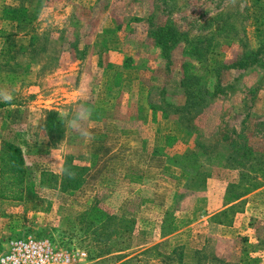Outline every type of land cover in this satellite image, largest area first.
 Wrapping results in <instances>:
<instances>
[{"label": "rangeland", "instance_id": "obj_1", "mask_svg": "<svg viewBox=\"0 0 264 264\" xmlns=\"http://www.w3.org/2000/svg\"><path fill=\"white\" fill-rule=\"evenodd\" d=\"M17 4L0 0V67L22 71L0 72L13 105L0 138L21 146L32 178L23 201L0 200V253L31 236L91 264H264V50L219 81L200 63L258 50L264 0H43L23 30L3 17ZM167 23L183 38L169 64L154 38ZM185 75L206 79L202 103L186 102ZM82 106L86 138L66 125ZM65 163L80 183L62 192ZM244 192L231 226L205 219Z\"/></svg>", "mask_w": 264, "mask_h": 264}, {"label": "trees", "instance_id": "obj_2", "mask_svg": "<svg viewBox=\"0 0 264 264\" xmlns=\"http://www.w3.org/2000/svg\"><path fill=\"white\" fill-rule=\"evenodd\" d=\"M18 4L11 7L6 6L3 10V17L6 20H11L16 23V27L18 30L25 29L24 24L30 22L29 18H27V14L32 12L33 8L41 7V2L43 0H37V3H34V0H16ZM32 9V10H31ZM27 33V32H26ZM12 36L8 35L6 40L11 39ZM154 38L156 40V45L162 50V55L167 64L171 63V55L170 52L172 49L180 43L182 38V33L178 31L176 26L173 24H165L164 26L158 28L154 32ZM8 45L11 44V41L5 42ZM6 45V44H5ZM35 45V38L33 36L30 38L28 47L33 48ZM264 50V43L260 45L258 50L253 51L250 55H245L242 58H238L231 62L226 61H217L213 66H211L205 59H201L200 63H202L205 68V76H214L217 81L220 80V75L223 71L227 69H246L250 66H253L258 61V55ZM7 54L8 51H7ZM183 67L187 66L188 62H183ZM181 87L184 88L185 100L190 104H198L204 101V97L207 92V82L204 77L197 75H185L181 82ZM217 91V90H216ZM219 91V90H218ZM217 93V92H216ZM7 105V103H0V108ZM48 115L50 116L51 123L46 120V124H44V128L46 130L47 135L52 139V141H59L58 137L61 134L60 126L61 122H59L58 117L55 112L48 111ZM57 132V135H55ZM264 158V155L262 156ZM67 163H65L61 177H60V191L73 190L78 188L79 179H74L73 167L71 169H67ZM261 169L264 168V161L256 163ZM253 171V169H252ZM254 172V171H253ZM81 175V174H80ZM261 175V174H260ZM42 175V179L40 184L45 188H52L50 185L44 184V177ZM264 175H261V177ZM73 179H72V178ZM32 178V172L30 171L27 162L24 157V153L22 148L17 144L14 139L0 138V200L6 201H14L21 202L24 200L26 196V191L28 186L30 185V181ZM247 178V177H246ZM54 183H57L58 177L51 176ZM252 179V178H250ZM264 181V179H263ZM82 182V181H81ZM80 183V181H79ZM239 187V186H238ZM247 192L243 194L237 195L230 203L235 202L245 196ZM229 203V204H230ZM233 206L222 210L221 212L215 214L211 217V221H214L218 225L222 226H231V222L228 220V216L230 212L233 210ZM173 222L170 216L168 219H164V225L172 226Z\"/></svg>", "mask_w": 264, "mask_h": 264}, {"label": "built area", "instance_id": "obj_3", "mask_svg": "<svg viewBox=\"0 0 264 264\" xmlns=\"http://www.w3.org/2000/svg\"><path fill=\"white\" fill-rule=\"evenodd\" d=\"M0 264H91L80 248L56 246L50 239L31 236L10 239L0 253Z\"/></svg>", "mask_w": 264, "mask_h": 264}, {"label": "clouds", "instance_id": "obj_4", "mask_svg": "<svg viewBox=\"0 0 264 264\" xmlns=\"http://www.w3.org/2000/svg\"><path fill=\"white\" fill-rule=\"evenodd\" d=\"M0 98L4 99L6 102H11L12 100L11 94L6 90H0ZM90 112L91 109L82 106L81 110L77 111L71 119L66 121V125L86 138L88 133L85 128V123Z\"/></svg>", "mask_w": 264, "mask_h": 264}, {"label": "crops", "instance_id": "obj_5", "mask_svg": "<svg viewBox=\"0 0 264 264\" xmlns=\"http://www.w3.org/2000/svg\"><path fill=\"white\" fill-rule=\"evenodd\" d=\"M0 13H2V11L0 10ZM1 17V16H0ZM6 22L4 21V22H2V26H3V24H5ZM11 27H14L13 29L15 30V26H11ZM11 30V31H13L14 32V30ZM2 70H4V71H18L17 73H22V71H20V70H17V69H14V68H12V67H0V72H2ZM10 73H14V72H10ZM0 103H7V105H5L4 107H1L0 108V114H2V113H8V111L10 112L11 111V109H13L12 107H13V105H12V102H6L4 99L3 100H0ZM10 105H12V106H10ZM19 108H22L21 106H19ZM18 144V143H17ZM20 146V145H19ZM21 147V146H20ZM131 153V152H130ZM107 155H109V152H108V154ZM127 167V166H126ZM128 168H130V167H128ZM63 169V168H62ZM239 200H237V201H235V202H232V203H228L226 206H224L223 207V209L222 210H225V209H227V208H229V207H231L232 205H234V204H236L237 202H238ZM221 210V211H222ZM219 213V212H218ZM215 214H213V215H210V216H206L205 217V219H208V220H211V217L212 216H214ZM209 217V218H208ZM202 219H204V217H202ZM220 226V225H219ZM222 226V225H221ZM172 227H175L174 226V223L172 224ZM176 232L177 231H175L174 230V232L172 233V234H170V235H168V236H166V237H164V238H162V240H159L158 241V244H157V246L158 247H165V250H167V244H166V241L169 243H171V241H172V237L174 236V234H176ZM172 246H173V244H172ZM172 246H170V249H172ZM186 252H187V250H186Z\"/></svg>", "mask_w": 264, "mask_h": 264}]
</instances>
